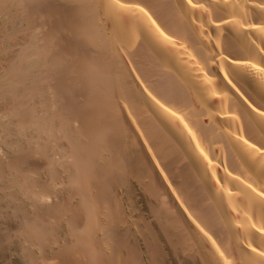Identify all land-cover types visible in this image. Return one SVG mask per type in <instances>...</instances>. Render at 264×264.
Listing matches in <instances>:
<instances>
[{"label":"bare ground","instance_id":"1","mask_svg":"<svg viewBox=\"0 0 264 264\" xmlns=\"http://www.w3.org/2000/svg\"><path fill=\"white\" fill-rule=\"evenodd\" d=\"M23 1L0 4V34L10 43L0 41L7 44L0 48V79L8 68L15 74L16 62V76L30 79L31 70L45 72L39 27L23 17ZM61 1L74 3L79 15H86L82 34L102 56L86 68L93 78L84 81L85 93L76 101L83 105L93 100V107L102 104L110 110L98 127L89 119L83 129L104 151L101 135L107 132L100 128L112 121V129L121 133L117 144L137 154L147 172L144 180H135L112 152L110 161L101 164V171L106 167L129 178L127 187L116 193L121 205L118 234L132 230L138 252L150 263L132 203L137 200L158 237L165 264H264V0ZM7 78L0 81L5 79L0 93L12 84ZM8 162L22 164L12 153ZM75 165L79 179L90 181L96 166L83 158ZM187 177L201 194L195 208L180 192ZM87 194L91 202L84 230L96 234L95 244L109 256L100 227L106 220L100 224V205ZM36 195L42 202L44 195ZM151 199L161 220L149 212ZM166 224L184 239L181 246H170Z\"/></svg>","mask_w":264,"mask_h":264},{"label":"rangeland","instance_id":"2","mask_svg":"<svg viewBox=\"0 0 264 264\" xmlns=\"http://www.w3.org/2000/svg\"><path fill=\"white\" fill-rule=\"evenodd\" d=\"M0 1L3 5L0 7L3 8L7 0ZM23 2V17L26 16L27 23L35 20V26L39 27L38 46L46 67L41 75L31 70L30 75H33L30 80L27 74L25 77L16 76V62L13 70L15 74L11 72L10 75L13 68H8L9 73L6 75L7 67H4L6 77L3 74L4 77L0 79L3 81L9 74L6 80L12 83L9 84L10 88L8 86V89L0 93V112L4 114L5 109V114L0 116V264H41L42 261H54L57 264H145L138 252L139 244L133 231L128 229L118 234L116 228L121 218V205L116 193L122 186L127 187L129 178L126 174L123 179L120 174L110 172L106 167L102 171L100 169L103 161L110 159V152L120 156L127 171L139 182L146 178L145 167L137 154L130 155L125 152L124 146L118 145L121 133L112 129V121L108 118V122L100 128L107 132L101 135L104 151L98 149L83 125L87 126V121L91 119L90 125L95 129L99 118L104 119L110 108L102 104L93 107L94 101L89 99L83 105L76 101L78 96L85 93L84 81L93 78L86 68L94 66L99 57L102 58L100 53L89 46L82 34L84 24L88 25L86 15L82 18L73 6L74 3L66 5L61 0ZM1 8V12H4ZM3 12L0 14L2 19ZM12 30V33H16ZM0 36L2 41L4 33ZM3 41L9 42L5 39ZM1 44L2 49L5 44ZM8 45L10 47V43ZM7 49L8 52L10 49ZM2 63L1 60L0 65H4ZM9 97L11 102H8ZM11 153L22 160L20 166H12L8 162ZM106 154L109 157L106 158ZM77 158H83L91 166H96L92 169L90 181L83 183L75 174L78 170L75 165ZM191 186V178H185L180 192L185 195L189 207L195 208L201 194ZM88 191L100 205V224L106 220L105 225L100 227L101 237L110 247L109 256L95 244L96 234L84 230L87 215L85 208L91 202ZM148 192L151 195L154 193L153 190ZM36 193L44 195L42 202ZM132 203L138 211V230L150 255L149 264H165L149 217L137 200H132ZM156 205L154 199L148 201L153 218L161 220L162 215L157 212ZM207 213L209 210L206 209ZM165 218H168L167 215ZM166 225L163 231L170 246H181L184 239ZM217 232L220 237L221 234ZM4 257L9 262L4 261Z\"/></svg>","mask_w":264,"mask_h":264}]
</instances>
